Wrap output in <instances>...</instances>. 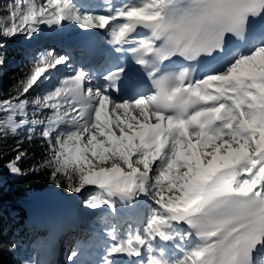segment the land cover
Returning a JSON list of instances; mask_svg holds the SVG:
<instances>
[{
  "label": "snow or ice",
  "instance_id": "snow-or-ice-1",
  "mask_svg": "<svg viewBox=\"0 0 264 264\" xmlns=\"http://www.w3.org/2000/svg\"><path fill=\"white\" fill-rule=\"evenodd\" d=\"M65 22L105 31L136 66L134 94L114 95L127 63L100 83L42 50L0 99V140L38 135L47 154L31 171L89 209L139 218L126 234L110 228L97 264H264V0H120L103 11L0 0V65L7 40ZM61 67L69 74L37 92ZM15 151L4 167L25 175Z\"/></svg>",
  "mask_w": 264,
  "mask_h": 264
},
{
  "label": "trees",
  "instance_id": "trees-1",
  "mask_svg": "<svg viewBox=\"0 0 264 264\" xmlns=\"http://www.w3.org/2000/svg\"><path fill=\"white\" fill-rule=\"evenodd\" d=\"M42 38L43 32L40 30L33 38L19 35L6 41V58L0 65V99L14 94L15 85L23 78L32 57L39 54L36 48ZM48 83L46 81L36 91H47L51 88L47 86ZM27 135V132H22L15 138L10 136L0 140V153H4L0 156V264H34L33 259L37 251L28 248L29 239L38 241L47 236V232L40 234L34 230L30 231L25 223L27 206L52 183L44 171L30 170L47 154V147L38 135H34L31 140ZM17 146L19 151L26 153L20 162L25 175L11 174L4 167L16 155ZM55 186L63 199H67L70 194L67 188Z\"/></svg>",
  "mask_w": 264,
  "mask_h": 264
},
{
  "label": "rangeland",
  "instance_id": "rangeland-1",
  "mask_svg": "<svg viewBox=\"0 0 264 264\" xmlns=\"http://www.w3.org/2000/svg\"><path fill=\"white\" fill-rule=\"evenodd\" d=\"M67 28L61 32L58 33V29L59 27H55L53 26L52 30L51 27L48 26H41V31L43 32V38L39 40V42L37 43V50L38 52L42 51V50H54L57 54L60 55H64L65 53H61V52H57V48H51L52 46L50 45L49 42L53 43L57 38H60L59 43L56 46L61 45V43H63L65 46L67 45V43L69 42L68 40L66 41V34H69L71 31H77L78 33L82 31V28H80L77 25H74L70 22H67ZM49 30V31H48ZM45 32V34H44ZM47 32V33H46ZM65 38V39H61V38ZM72 37H69V40H71ZM65 42H64V41ZM43 42L44 44H41V46H39L38 44ZM59 51V50H58ZM61 51H65V50H61ZM77 54L79 53V50L77 51ZM74 68H79L80 66L73 64ZM84 66H86V64L82 63ZM69 74V70L65 67H61L59 69V71L54 72L51 78V81L47 84L48 87H52L56 84L57 80L59 78H62L64 75ZM50 89V88H49ZM83 196H81L80 194H74V193H70L67 197V200L63 199V196L61 194V192L56 188L54 183H50L49 188L41 193L38 197H36V199L33 201V203H31L29 206H27L26 208V226L29 228V230H34V231H40V234L42 233V231H46L47 232V236L44 237L45 239H39L38 241L30 238L29 242H28V248L32 251H37V255L36 257L33 259L34 264H53V261L55 262V264H59V263H63V258H61V255H59V251L58 257L55 256V249H54V242H55V232H54V228L52 227L47 228L46 223H49V225L51 226L52 221H54L56 219L55 215H53L52 213H50L49 211H43V209H39L34 210L33 208H42V206H44L45 204L50 207L52 204H55V212L57 211H62V209H67L70 211V208L72 210H77L79 212H82V214L87 216L86 221L83 222V227L80 228L79 227H74V225H72L71 221L74 220L73 218H75V216L72 214L70 216H68L66 223L68 224V226H73L75 231H67V233L69 234L66 235L68 236L67 238H65V235L62 234V232H59L57 237L59 238L58 242L56 243L55 247L58 246L59 244H65V243H71V245L67 248L68 252H70L71 249H74V245L77 243V245L79 244V240L76 242L74 241L75 238L78 237V233H81L82 231L84 232V236H85V231H87V234L89 235L90 231L94 232V234H92V237L90 238L91 243H93V245H95L99 239L100 236H102L103 238L105 236H107L105 234V231H107L108 229H110V226H104V222L105 220L109 219V217H115L117 219L119 212H124L125 214L128 215V217H131V215L134 213L132 211H130L128 208H125L124 206H118V210L116 211V213H112L109 209L104 208V209H89L87 207H85L82 203L83 200ZM47 202H49V204H47ZM51 204V205H50ZM74 207V208H73ZM47 212V213H46ZM39 213H45V219L46 222H43V216ZM57 214V213H56ZM105 214L107 216H105ZM74 216V217H72ZM125 217V216H123ZM95 222H92L94 221ZM78 222V221H77ZM64 224V223H63ZM106 224V223H105ZM126 227L124 226V230L127 231V228H129L130 226L133 227L132 223L129 222L128 220L125 222ZM89 231V232H88ZM69 237L71 242H69ZM81 240V236H79V238ZM89 239V238H88ZM87 237H86V241H88ZM74 243V244H73ZM73 244V245H72ZM76 245V246H77ZM73 246V248H71ZM86 248V249H85ZM83 248V250L88 251L90 247H85ZM100 248L99 246L97 247V249ZM60 258V261L57 263V260ZM84 260V259H83Z\"/></svg>",
  "mask_w": 264,
  "mask_h": 264
},
{
  "label": "bare ground",
  "instance_id": "bare-ground-1",
  "mask_svg": "<svg viewBox=\"0 0 264 264\" xmlns=\"http://www.w3.org/2000/svg\"><path fill=\"white\" fill-rule=\"evenodd\" d=\"M116 1H120V0H96V4L99 5V7L92 6L91 8L94 11H102L101 8H104V5H106L108 3H114ZM66 23L67 22H65L63 24V26L59 27L58 33L63 32L67 28V24ZM51 28H53V27H51ZM77 35H78V32L77 31H71L69 34H66V36H65L66 37V41H67V38L73 37V36H77ZM61 39H65V38L62 37ZM59 41H60V38H57L53 43L49 42L50 45L52 46L51 48L56 47L57 48V52L65 53L67 55L73 54L74 57H75V60H74L73 64H76L77 61H81L80 60V56H77V51H78V48L77 47H75L72 50V49L67 48L63 43H61V45H59V46H56L59 43ZM41 44H44V43L41 42L38 45L42 47ZM61 50H65V51H61ZM70 63H72V58H70ZM85 70L86 71H89L92 75L94 74V71H95V70H93V73H92V71L90 69H85ZM65 200H67V199H65ZM47 204H49V202H47ZM55 207H56L55 204H52L50 207H48L45 204L44 206H42V208H39L38 207L37 209L36 208H33V209L36 210V212L39 209H43V211H47V212L49 211L50 213H52L53 215H55L56 219L54 221L50 222V223H52V225L50 226L49 223H46V226L45 227L50 228V229L52 227L54 228V232H55L54 233L55 234V242H54L55 256L58 257L59 255H61V258L64 257V259H63L64 264H67L68 261H69L68 260V256L71 254V253L68 252L67 248L71 245V243H69V245H68V243H65V244L64 243L63 244L61 243V244H59L58 246L55 247L56 243L59 240V238L57 237V235H58L59 232H62V234L65 235L67 233V231H70V232L71 231H75L74 230V227H76V226L77 227L80 226V228L83 227V222L86 221L87 216L84 215V214H82V212H79V211L75 210L74 207H73L74 210H72L70 208V211H69V210H67L65 208V209H62V211H57V212H55V210L57 209V208L55 209ZM39 214H41L43 216V219H44L43 222H46V219H45L46 214L45 213H39ZM72 214L75 216V218H73L74 221H76V222L78 221L77 222V225L74 226V227L73 226H68V224L66 223V220H67L68 216H70ZM74 216H72V217H74ZM105 216H107V215L105 214ZM123 216H125V217H123ZM127 220L132 223L133 229L139 226V222L140 221H139V218L135 214H134V216L132 214L131 217H128V215L125 214L124 212H119L117 219L115 217H111L110 216L109 219H107V220H105L103 222H104V226H107V227L110 226V228L112 226H115L118 229V231L120 232V234L123 235V234H125L128 231V229H127V231L124 230V226L126 227V225H124V224H125V222ZM109 230L110 229H108L107 231H105V234H107V232ZM40 231L41 230H39L37 232H40ZM42 232H46V231H42ZM78 234H79L78 237L75 238L74 241L77 242L79 240V244L77 245V243H76L74 245V250L80 249V252H81L82 255H85V256L88 255L87 257L93 256L94 254H96V251L99 249V248L97 249V247L98 246L101 247L103 245L102 244V241H103L104 238L102 236L99 237V239H98V241H97V243L95 245H93V243H91L90 238L92 237V234H94V232H92V231H90L89 235L87 234V231H85V236H84V232L83 231L81 233H78ZM66 235L69 236L68 233ZM66 235H65V238L68 237ZM79 236H81V240L78 239ZM86 237H87V239L89 238L88 241H86ZM69 242H71L70 237H69ZM89 244H90V246H89ZM85 247H91L92 251H90L89 254H88L87 251L85 252V250H83V248H85ZM71 248H73V246ZM87 249H89V248H87ZM58 251H59V255H57L58 254ZM59 262H62V261H60V258L57 260V263H59ZM53 264H55L54 261H53ZM59 264H63V263H59Z\"/></svg>",
  "mask_w": 264,
  "mask_h": 264
}]
</instances>
